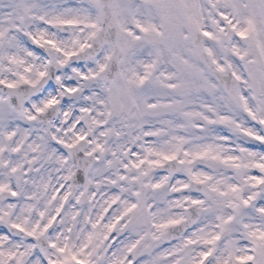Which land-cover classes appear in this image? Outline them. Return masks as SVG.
Segmentation results:
<instances>
[{
  "label": "snow or ice",
  "instance_id": "obj_1",
  "mask_svg": "<svg viewBox=\"0 0 264 264\" xmlns=\"http://www.w3.org/2000/svg\"><path fill=\"white\" fill-rule=\"evenodd\" d=\"M0 264H264V0H0Z\"/></svg>",
  "mask_w": 264,
  "mask_h": 264
}]
</instances>
